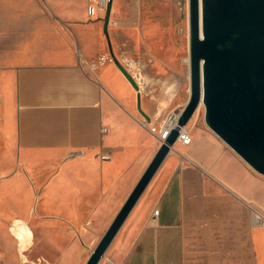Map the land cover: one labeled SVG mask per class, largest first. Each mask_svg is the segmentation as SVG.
I'll list each match as a JSON object with an SVG mask.
<instances>
[{"label": "crops", "instance_id": "0c3cea01", "mask_svg": "<svg viewBox=\"0 0 264 264\" xmlns=\"http://www.w3.org/2000/svg\"><path fill=\"white\" fill-rule=\"evenodd\" d=\"M118 4L89 18L86 0H0V264H84L160 145L143 119L187 100L175 79L141 86L118 63ZM179 19L168 28L181 34ZM178 33L167 43L184 51ZM187 127L103 264H264V175L200 113ZM15 218L31 236L12 233Z\"/></svg>", "mask_w": 264, "mask_h": 264}, {"label": "water", "instance_id": "95a60500", "mask_svg": "<svg viewBox=\"0 0 264 264\" xmlns=\"http://www.w3.org/2000/svg\"><path fill=\"white\" fill-rule=\"evenodd\" d=\"M187 9L189 96L84 264L100 262L201 104L204 123L264 175V0H187Z\"/></svg>", "mask_w": 264, "mask_h": 264}, {"label": "rangeland", "instance_id": "374dc122", "mask_svg": "<svg viewBox=\"0 0 264 264\" xmlns=\"http://www.w3.org/2000/svg\"><path fill=\"white\" fill-rule=\"evenodd\" d=\"M187 10V0H119L117 10L107 18L118 63L129 73L139 68L140 79L137 84L141 86L152 84L164 90L175 79L177 100L181 96H189V77L186 74V69L189 73V60L184 61L185 56H188V29L186 26L179 34L176 28V23L180 21L179 15L186 22L185 25L188 24ZM174 24L172 30L168 28ZM177 33L184 38V51H177L167 43V38ZM148 47L151 48V55L146 51ZM173 92V86L169 85L166 88L167 95ZM197 113L203 118L202 104ZM115 237L98 264H103Z\"/></svg>", "mask_w": 264, "mask_h": 264}, {"label": "built area", "instance_id": "2783aa9c", "mask_svg": "<svg viewBox=\"0 0 264 264\" xmlns=\"http://www.w3.org/2000/svg\"><path fill=\"white\" fill-rule=\"evenodd\" d=\"M112 0H86V13L89 18H93L97 15V12L103 9H110V5ZM106 58L102 57V60ZM132 78L137 82L140 79V70L139 68H135L133 72H131ZM138 83V82H137ZM176 113L168 114L160 124L155 125L150 119H143L142 124L147 126L149 130L154 134L156 140L161 143L164 141L169 135L171 129L176 126ZM191 141V134L189 129L186 126L180 127L177 135L176 142H180L181 144H188ZM175 142V143H176ZM175 146L171 147V150L174 149ZM101 159L109 158L108 153H100ZM153 214L156 216L158 214V209H154ZM253 218L255 221H258L264 224V215L260 212L254 211Z\"/></svg>", "mask_w": 264, "mask_h": 264}, {"label": "bare ground", "instance_id": "6f19581e", "mask_svg": "<svg viewBox=\"0 0 264 264\" xmlns=\"http://www.w3.org/2000/svg\"><path fill=\"white\" fill-rule=\"evenodd\" d=\"M187 58V57H186ZM189 60V58L187 59V61ZM188 63V62H187ZM188 91V90H187ZM175 144V143H174ZM174 146V145H173ZM10 226V225H9ZM10 230L12 231L13 234L15 235H21V233H26L27 236H31V231L28 228L27 224H25L24 221H22L20 218H15L11 224V228ZM17 238V236H16ZM22 238V235L21 237ZM20 240V239H18Z\"/></svg>", "mask_w": 264, "mask_h": 264}, {"label": "trees", "instance_id": "16d2710c", "mask_svg": "<svg viewBox=\"0 0 264 264\" xmlns=\"http://www.w3.org/2000/svg\"><path fill=\"white\" fill-rule=\"evenodd\" d=\"M123 72L126 74L127 77L130 78L129 74L123 69Z\"/></svg>", "mask_w": 264, "mask_h": 264}]
</instances>
